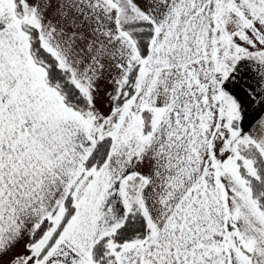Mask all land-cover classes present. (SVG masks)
<instances>
[{
    "label": "snow or ice",
    "instance_id": "6c2138e0",
    "mask_svg": "<svg viewBox=\"0 0 264 264\" xmlns=\"http://www.w3.org/2000/svg\"><path fill=\"white\" fill-rule=\"evenodd\" d=\"M0 264H264V0H0Z\"/></svg>",
    "mask_w": 264,
    "mask_h": 264
}]
</instances>
